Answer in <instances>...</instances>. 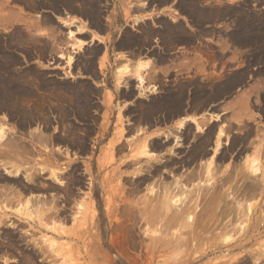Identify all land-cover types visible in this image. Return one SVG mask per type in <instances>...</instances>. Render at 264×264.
Masks as SVG:
<instances>
[{
    "label": "rangeland",
    "instance_id": "1",
    "mask_svg": "<svg viewBox=\"0 0 264 264\" xmlns=\"http://www.w3.org/2000/svg\"><path fill=\"white\" fill-rule=\"evenodd\" d=\"M47 2L19 0L44 17L37 42L15 28L6 54L0 28V264H248L250 249L264 244V193L239 195L264 175V0L239 18L241 32H207L202 45L181 50L182 65L112 58L100 76L85 74L94 68L80 57L65 7ZM74 63H86L85 73ZM85 92L87 108L75 100ZM169 99H183L182 117L165 120ZM49 151L55 168L41 162ZM69 178L79 184L66 199Z\"/></svg>",
    "mask_w": 264,
    "mask_h": 264
},
{
    "label": "crops",
    "instance_id": "2",
    "mask_svg": "<svg viewBox=\"0 0 264 264\" xmlns=\"http://www.w3.org/2000/svg\"><path fill=\"white\" fill-rule=\"evenodd\" d=\"M73 1L72 8L60 11L66 12L63 20L83 42L81 45L83 54L80 57L90 61L94 70L85 73L82 67L86 65L85 63L73 65L81 66L85 74L97 73L99 76L103 74V71L100 72L101 66L106 67L112 58L114 61L118 60L121 66L126 64L151 66L160 59L163 60L160 62L162 66H166V59L171 61L169 64L182 65L184 55L181 50L195 49L197 44L202 45L204 33L207 32L222 31L228 34L241 32L237 21L251 12L252 4L260 2V0ZM0 4L4 13L0 28H3L2 40L6 54L12 51L7 46L9 42L7 34L15 28L27 32L28 38L33 42L42 37L46 29L43 15L27 13L19 0L9 2L1 0ZM21 55L27 59L31 57V54L25 52ZM33 55L35 58L42 57L35 52Z\"/></svg>",
    "mask_w": 264,
    "mask_h": 264
},
{
    "label": "bare ground",
    "instance_id": "3",
    "mask_svg": "<svg viewBox=\"0 0 264 264\" xmlns=\"http://www.w3.org/2000/svg\"><path fill=\"white\" fill-rule=\"evenodd\" d=\"M47 3H49V2H47ZM48 5H50V8H51V11L53 10V11H57L58 9H60V6H63V8L65 7L66 9H70V8H72V5H71V0H60V1H58L57 2V0H53V1H51L50 0V3L48 4ZM31 7V6H30ZM41 8V7H40ZM64 8V9H65ZM181 11V10H180ZM194 11V10H193ZM189 12V11H188ZM198 12V11H197ZM200 12V11H199ZM200 14V13H199ZM190 16V15H189ZM197 18V17H196ZM165 22V21H164ZM244 26V25H243ZM242 28V27H241ZM169 30V29H168ZM149 36V35H148ZM239 36V35H238ZM139 37V36H138ZM172 37V36H171ZM237 37V36H236ZM241 37V36H240ZM236 39V38H235ZM257 41V40H256ZM161 60V59H160ZM90 62V61H89ZM86 64V63H85ZM88 65H90V63L88 64ZM139 66V65H138ZM82 67H85V66H82ZM89 67V69H92V65H90V66H88ZM87 67V68H88ZM125 70H126V68L125 67H121V68H119L118 70H117V74L118 75H120V76H118V79L120 80V78H121V75H123V73L125 72ZM91 71V70H90ZM137 82H138V84L140 85L141 83H142V78L141 77H139L138 78V80H137ZM228 87H230L231 88V85L229 84L227 87H225V88H227L226 90L228 91L229 90V88ZM221 89H223V87L221 88ZM62 90V89H61ZM178 90H179V88H178ZM81 91V90H80ZM77 94V93H76ZM85 94H87L86 92L84 93V94H82V96H80V95H75L76 96V99L75 100H77V104H79V105H81V107H85V108H87V97H85L86 95ZM215 94V93H214ZM217 94V93H216ZM215 94V95H216ZM172 95V94H171ZM168 97H169V95H167ZM173 96V95H172ZM184 96V95H183ZM89 97V96H88ZM168 97L166 98V100L168 99ZM173 97H175V96H173ZM179 97H181V95L179 96ZM164 98H165V96H164ZM170 98H171V96H170ZM183 98V97H182ZM198 98V97H197ZM196 98V99H197ZM171 99H173V98H171ZM170 100V99H169ZM174 100H176V98L174 99ZM174 100H170L171 102H170V109L168 110V108H169V106L167 105V104H165V102H164V100H163V102H164V104L165 105H167L168 107H167V109L164 111V114L165 115H163V116H165L164 118H165V120H167V118H169V117H176L177 115H180V112H181V108H183L182 106H183V102H181L182 100H179L178 102H176V101H174ZM85 101H86V103H85ZM73 102H74V99H73ZM195 102H197V104H198V102H201V101H199L198 99L195 101ZM167 103H169L168 101H167ZM181 103H182V105H181ZM185 103V102H184ZM201 103H203V102H201ZM200 103V104H201ZM164 104H163V106H164ZM160 106V105H159ZM193 106V105H192ZM199 106H201V105H199ZM78 108L77 109V111H79V112H81V113H79V114H83L84 112H85V110H84V108L82 109V108ZM154 107H156V106H154ZM161 107H162V105H161ZM195 107V104H194V106H193V108ZM2 108V107H1ZM5 108V107H4ZM74 108V107H73ZM163 108H165V107H162V111H163ZM199 108H201V107H199ZM153 109V108H152ZM159 109V108H158ZM68 110V109H67ZM154 111H155V109H153ZM77 111H74V114H75V112H77ZM87 111V110H86ZM157 111H159V110H157ZM157 111H155V112H157ZM64 112H65V110H64ZM68 111H66V114H68L67 113ZM88 112V111H87ZM24 113V112H23ZM160 113V112H159ZM158 113V114H159ZM162 113V112H161ZM25 114V113H24ZM79 114H78V112L76 113V116H79ZM151 114H152V112H151ZM150 114V115H151ZM38 116V115H37ZM81 116H83V115H81ZM86 116V115H85ZM88 116V115H87ZM153 116V115H152ZM151 116V117H152ZM181 117H182V115H180ZM180 116H177V117H180ZM86 118V117H85ZM147 118V117H146ZM148 119V118H147ZM146 119V120H147ZM150 119V118H149ZM163 119V118H162ZM170 119V118H169ZM186 118H183L182 120H180V118L178 119V121H175V122H177V125H179V128H181L182 126H183V121L185 120ZM33 120V119H32ZM143 120V119H142ZM164 120V121H165ZM143 121H145V119L143 120ZM169 121V120H168ZM171 121V120H170ZM180 121V122H179ZM166 122V121H165ZM197 122V121H196ZM195 122V123H196ZM25 123V122H24ZM196 127V126H195ZM197 129L196 130H198V127H196ZM212 133V130L210 129L209 131H208V133H207V135H209V134H211ZM214 133V132H213ZM1 134H3V130L1 129L0 130V135ZM152 145V144H151ZM150 145V146H151ZM159 147V146H158ZM29 148V147H28ZM27 148V149H28ZM155 148H156V146H155ZM152 150V149H151ZM142 151V150H141ZM41 152V151H40ZM31 153H32V151H31ZM143 154H145L146 153V151H143L142 152ZM28 154H29V152H28ZM41 154H42V152H41ZM23 155V154H22ZM50 156V157H47L48 159H46V161L44 160V161H41L43 164H45V165H47L48 167L50 166V167H57L58 166V154L56 153V152H54V151H49L48 152V154H46V156ZM9 158V157H8ZM24 159V158H23ZM26 159H28V158H26ZM37 160V159H36ZM27 161V160H26ZM133 162V161H132ZM137 162V161H136ZM247 162V161H246ZM2 164V163H1ZM33 164V163H32ZM69 164V163H68ZM249 164V163H248ZM165 166V165H164ZM245 166V165H244ZM255 166V165H254ZM47 167V168H48ZM101 167V166H100ZM99 167V168H100ZM154 167V166H153ZM156 169V168H155ZM34 170V169H33ZM158 170V169H157ZM44 171V170H43ZM251 171V170H250ZM256 171V170H255ZM25 172V171H24ZM49 171H47V173H48ZM87 172V171H86ZM33 173V172H32ZM39 173V172H38ZM41 173V172H40ZM156 173V172H155ZM53 175L52 176H55L56 177V175L54 174V173H52ZM34 175V174H33ZM154 175V174H153ZM261 175V174H260ZM27 176V175H26ZM67 176V175H66ZM68 177V176H67ZM243 177V176H242ZM249 177V176H248ZM258 177V176H257ZM26 178V177H25ZM63 178V177H62ZM224 178V177H223ZM240 178V177H239ZM255 178H256V176H255ZM75 179H77V178H75ZM258 179V178H257ZM26 180H28V181H30L31 179L29 178V177H27L26 178ZM229 180V177L228 178H225V179H223L222 181H224V183L225 182H227ZM243 180V179H242ZM254 180V178H252V181ZM76 181V180H75ZM75 181H73L72 179H68L67 180V182L65 183V186H63V189H61V190H63V192H64V196H65V198L66 199H68V197H69V194H70V185H71V183L72 184H75ZM255 182H251L250 181V183L249 184H245V185H243V187H241L242 189L239 191V195H240V197H243V199L245 200H250V199H255L258 195H261V194H263L264 192V185L263 186H261V183H263L264 182V175H262V176H259V180L257 181V180H254ZM35 183V182H34ZM76 183H78L79 184V181H76ZM229 183V182H228ZM14 184V183H13ZM104 184V183H103ZM223 184V183H222ZM244 184V183H243ZM28 185V184H27ZM61 185H63V184H61ZM36 186V185H35ZM222 186V185H221ZM38 187V186H37ZM42 187V186H41ZM225 187V186H224ZM233 187V186H232ZM27 188V189H26ZM26 191L24 192L26 195L28 194V193H30L31 194V192H32V190H34V187H32V186H26ZM56 188V187H55ZM60 188V187H59ZM47 190V189H46ZM45 190V191H46ZM60 190V189H59ZM24 191V190H23ZM35 191H36V188H35ZM54 191V190H53ZM210 191V190H209ZM33 193H35V192H33ZM238 194V193H237ZM213 195V194H212ZM229 195V194H228ZM239 197V198H240ZM191 198V197H190ZM193 198V197H192ZM210 198V197H209ZM212 198V197H211ZM238 198V197H237ZM65 199V200H66ZM163 199V198H162ZM235 199H236V197H235ZM264 199V198H263ZM21 200V199H20ZM26 200V199H25ZM46 200V199H45ZM158 200V199H157ZM245 200V201H246ZM29 201L30 200H27L25 203H26V207H27V205H29L30 203H29ZM162 201V200H161ZM206 201H207V199H206ZM210 201V200H209ZM228 202V201H227ZM191 203V202H190ZM248 205V204H247ZM244 206V205H243ZM52 207V206H51ZM245 207H246V205H245ZM32 208V207H31ZM40 208V207H39ZM156 208V207H155ZM155 208H154V210H155ZM202 208V207H201ZM241 208H243L244 209V207H241ZM22 209V208H21ZM50 209L51 208H49V209H44V208H42L41 210V213H42V215L43 214H45L46 212H49L50 211ZM151 209V208H150ZM160 209H162V208H160ZM209 209V208H208ZM253 209V208H252ZM261 209V208H260ZM259 209V210H260ZM159 210V209H158ZM251 210V209H250ZM30 211V210H29ZM142 212V211H141ZM150 212V211H149ZM152 212V211H151ZM159 212H161L160 210H159ZM179 212V211H178ZM55 213H56V211H55ZM153 213V212H152ZM184 213V212H183ZM201 213V212H200ZM39 214H40V212H39ZM57 214V213H56ZM145 214V213H144ZM156 214H157V212H156ZM161 213H159V215H160ZM177 214H179V213H177ZM206 214V213H205ZM33 215V214H32ZM41 215V214H40ZM147 215V214H146ZM146 215H145V217H146ZM152 215V214H151ZM161 215H163V214H161ZM136 216V215H135ZM141 216H143L142 214H141ZM150 216V215H149ZM246 216V215H245ZM62 217V216H61ZM138 217V216H137ZM159 217H161V216H159ZM175 217V216H174ZM176 217H177V215H176ZM224 217V216H223ZM222 217V218H223ZM231 217H233V216H231ZM254 217V216H253ZM149 218V217H148ZM152 218V217H151ZM156 218H157V215H156ZM156 218H154V219H156ZM172 218V217H171ZM131 219V218H130ZM197 219V218H196ZM246 219V218H245ZM132 220V219H131ZM139 220V219H138ZM137 220V221H138ZM151 220H153V219H151ZM184 220V219H183ZM135 221V220H134ZM133 221V222H134ZM170 221V220H169ZM242 221V220H241ZM43 222V221H42ZM54 222V221H53ZM136 222V221H135ZM165 222V221H164ZM167 222V221H166ZM172 222V221H171ZM171 222H170V224H171ZM227 222V221H226ZM243 222V221H242ZM245 222V221H244ZM46 223V222H45ZM176 223V222H175ZM44 224V223H43ZM42 224V225H43ZM137 224V223H136ZM165 224V223H164ZM227 224V223H226ZM225 224V225H226ZM132 225H133V223H132ZM38 226H40V225H38ZM164 226V225H163ZM180 226H182V225H180ZM179 226V227H180ZM197 226V225H196ZM219 226V225H218ZM44 227V226H43ZM46 227V226H45ZM167 227V226H166ZM225 227V226H224ZM252 229H254L255 228V226H253V224H252ZM198 228V227H197ZM40 229V228H39ZM138 229V228H137ZM167 229V228H166ZM132 231V230H131ZM211 232V231H210ZM213 232V231H212ZM222 232V231H221ZM246 232V231H245ZM63 233V232H62ZM78 233H81L80 232V229H79V232ZM186 233V232H185ZM251 233V232H250ZM28 234V233H27ZM35 234V233H34ZM131 235V234H130ZM32 236V235H31ZM133 236V235H132ZM136 236V235H135ZM186 237H188V236H186ZM228 237V236H227ZM249 237V238H248ZM247 238H248V240L250 241L249 243H251V242H253L255 239L252 237V236H248ZM39 240V239H38ZM78 240V239H77ZM130 240V239H129ZM145 240V239H144ZM143 240V241H144ZM150 240V239H149ZM9 241V240H8ZM150 241H153L152 239L150 240ZM164 241V240H163ZM162 241V242H163ZM173 241H175V240H173ZM181 241V240H180ZM177 242V241H176ZM7 243V242H6ZM11 245H12V243H11V241L9 242ZM9 243H7V245H9ZM165 244L167 243L166 241L164 242ZM164 243H161V245L162 244H164ZM135 244V243H134ZM180 244V243H179ZM200 244V243H199ZM113 245V244H112ZM139 245V247H141V248H144V244H142L141 242L138 244ZM152 245V247L154 246L153 244H151ZM157 245V244H156ZM1 246H2V244H1ZM0 246V252L2 251V247ZM44 246H46V245H44ZM166 246V245H165ZM168 246V245H167ZM252 246H253V244H252ZM60 247V246H59ZM65 247V246H64ZM146 247V246H145ZM148 247V246H147ZM150 247V246H149ZM7 248V247H6ZM10 248V247H9ZM60 248H62V247H60ZM154 248V247H153ZM48 250H50V249H48ZM145 250H147V249H145ZM159 250H160V248H159ZM60 251V250H59ZM58 251V252H59ZM148 251H150V249H148ZM42 252V251H41ZM144 252V251H143ZM145 252H147V251H145ZM263 253V256H264V244H262L261 245V249H260V251L259 252H257V253H255V251L253 250V249H250V251H249V253H248V261L246 262V263H248V264H255V262L257 261V259H258V261H259V258L262 256V253ZM4 253V252H3ZM38 253H40V252H38ZM149 253V252H148ZM147 253V254H148ZM146 254V255H147ZM150 254V253H149ZM64 255V254H63ZM77 255V254H76ZM29 256V255H28ZM27 256V257H28ZM61 256V255H60ZM73 256V255H72ZM256 256H257V258H256ZM46 257V256H45ZM62 257V256H61ZM70 257V256H69ZM151 257V256H150ZM26 259V258H25ZM24 260V259H23ZM44 260V259H43ZM244 260V259H243ZM263 260V259H262ZM239 261V260H238ZM264 261H261L259 264H262ZM20 263V262H19ZM239 263V262H238ZM257 263V262H256ZM21 264V263H20ZM30 264V263H29ZM242 264V263H241ZM245 264V263H244Z\"/></svg>",
    "mask_w": 264,
    "mask_h": 264
}]
</instances>
